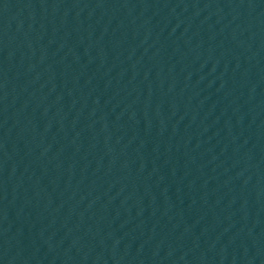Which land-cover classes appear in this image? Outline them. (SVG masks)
Segmentation results:
<instances>
[{"label": "water", "instance_id": "obj_1", "mask_svg": "<svg viewBox=\"0 0 264 264\" xmlns=\"http://www.w3.org/2000/svg\"><path fill=\"white\" fill-rule=\"evenodd\" d=\"M0 264H197L87 0H0Z\"/></svg>", "mask_w": 264, "mask_h": 264}]
</instances>
